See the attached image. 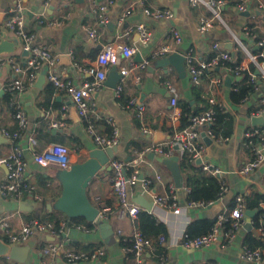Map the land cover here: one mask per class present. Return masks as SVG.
I'll return each mask as SVG.
<instances>
[{
    "label": "crops",
    "instance_id": "1",
    "mask_svg": "<svg viewBox=\"0 0 264 264\" xmlns=\"http://www.w3.org/2000/svg\"><path fill=\"white\" fill-rule=\"evenodd\" d=\"M15 1L0 0V27L7 20L8 9ZM103 1L51 0L45 4V0H22L25 29L34 35L36 44L49 47L56 56L54 66L43 64L32 82H28L25 67L28 54L23 53L18 39L9 31H3L7 40L17 42L15 50L3 54V57L13 55L25 72L16 74L10 65L0 71V84L4 92L0 95V131L16 129L12 109L4 96L8 94L5 86L17 78L25 84V89L16 99L26 112L27 126L17 139L2 136L0 156H6L15 145L19 146L27 164L24 182L35 186L42 199L40 201L34 199L25 190L11 195L0 193V218L5 220L13 233H17L23 223L32 218L54 223L64 221L68 227V248L83 251L102 248L104 251V255L97 260L79 261L74 264H133L127 248L131 245L136 224L129 217L119 219L115 214L118 201L111 183L112 169L97 172L86 187V196L90 203L98 208L99 212L108 209L105 221L111 224L115 232V242L107 245L101 239L95 224L82 223L81 228L76 229L74 222L69 221L57 208L62 193L60 181L62 170L55 165L43 167L37 164L32 154L56 143L69 148L71 166L89 158L90 150L97 148L93 136L87 132L85 123L77 113L75 114L68 95L63 91H57L47 80V75L55 73L64 76L76 85L90 80L91 77L85 69L95 61L101 48L114 43L137 44L138 34L135 26L144 23L152 32L151 40L146 46H140L135 56L122 60L120 65L116 66L119 72L121 66L127 67L128 74L112 78L114 77L112 73H108L100 89L92 94V98L101 117L103 119L110 117L118 130V144L113 158L124 161L129 168L138 170L144 177L159 176V179H153L148 190L143 189L140 183L129 186L130 201L134 203L133 199L138 195L151 201L152 194L165 195L169 191L176 197L178 213L173 212V207L153 205L148 212L138 205L140 210L151 214L157 223L163 224L167 231L166 237L160 236L157 240H150L152 248L146 253V264H264V260L255 263L241 257L248 233L263 242L262 226L252 225L250 230L243 227L236 232L231 242L220 241L197 250L182 246L180 239L193 223L211 221L213 226L218 214L234 207L237 195L244 197L245 211L253 210L246 207V201L253 193L264 195L262 184L264 162L246 176L237 173L238 168L252 158V148L245 143V132L255 128L264 131V123L255 125L252 120V117L257 116L256 111L260 106L258 100L264 93V85L257 88L256 93L247 96L245 101L234 105L229 100V93L233 82L240 77L229 76L227 69L215 67L203 74L198 84H193L185 70V63L184 75L180 74L175 65L161 66L157 63L159 59L173 52L182 56L191 53L195 61L208 60L216 54L212 47L214 43L218 44L219 50L227 51L231 56L238 52L241 55V62H248L249 56L259 51L258 40L264 37V0H251L246 12L237 10L236 4L239 0H223L220 7L223 23L215 21L214 27L204 34L197 30L200 17L211 14L204 4L194 6L189 0H116L106 11L107 22L102 24L98 22L97 6ZM145 8L170 9L173 16L168 19H155L144 13ZM120 18L123 20L118 24ZM245 26L249 29L248 34L244 32ZM89 28L96 29L94 39L88 36ZM173 29L179 32L181 41L178 44L172 43L174 50L165 56L153 57L163 44L170 41ZM62 55L67 56L66 61L68 60L69 64L61 58ZM143 60L147 63L141 68ZM214 75L222 78L220 84L212 83ZM226 77L231 79V86L225 84ZM108 79L113 80V85L109 86ZM165 82H170L178 89V105L175 109L169 105ZM118 86L121 89L116 92ZM210 98H213L216 105L227 114V118L218 123L214 121L210 126V129L214 127L215 135L221 139L205 142L203 162L220 170V177L227 185V192L204 207H187L189 189L184 182L181 188H177L171 173L162 163L148 159L147 155L140 160L138 155L152 143L166 144L177 131L181 130L178 129L182 115L179 105L181 100L190 103L191 111L201 108L202 110L198 111L200 112L210 108L208 102ZM132 99L144 105L143 125L152 131L151 136L142 132L143 126L135 115L134 106L129 104ZM64 104L68 108L62 116ZM60 120L64 122L63 126L51 127L52 122ZM95 130L102 136L110 135V127L103 120L95 123ZM156 132H161L164 139L154 142L153 136ZM31 137L36 140L34 145L30 142ZM192 163L200 166L197 161ZM204 173L211 175L208 172ZM6 176L7 168L2 165L0 183L6 180ZM259 206L264 210L263 202H260ZM261 215L259 223L264 226ZM195 231H198L197 228ZM0 238L8 243L2 231ZM61 239L62 237L58 238L51 234H35L24 244L15 245L21 249L14 257H0V264H67L58 254L43 257L40 252L45 242H57Z\"/></svg>",
    "mask_w": 264,
    "mask_h": 264
},
{
    "label": "built area",
    "instance_id": "2",
    "mask_svg": "<svg viewBox=\"0 0 264 264\" xmlns=\"http://www.w3.org/2000/svg\"><path fill=\"white\" fill-rule=\"evenodd\" d=\"M51 0H45V4H48ZM116 0H104L97 6L99 12V23H106V11L115 3ZM251 0H239L236 4V8L239 12H246ZM191 5L204 4L210 10V16L204 15L200 17L197 30L199 33L204 34L214 27L215 21L223 23L221 17V5L223 0H189ZM144 13L155 19H168L173 16L170 9L159 8H145ZM8 18L4 24L0 27V40L3 31H9L15 39H21V46L24 51L28 53V59L26 61L27 78L28 82H32L36 77L37 71L43 64L47 66H54L56 62V56L53 55L50 48L45 45L35 43V37L29 33L24 27V7L22 0H16L15 3L8 9ZM122 18L119 19L118 24L122 22ZM138 34V43L125 44L114 43L105 45L99 51L95 61L91 63L85 71L90 75L91 79L82 82L79 85L74 84L64 76L49 73L47 80L57 91L65 92L70 101L73 104V108L77 115L85 123L87 132L93 136L94 143L97 148L106 149L112 148L118 144V130L110 117L103 119L101 114L96 110V105L93 101L92 94L97 92L105 81L106 75L109 73L112 67L119 66L122 60H128L135 56L139 52L140 46H146L152 37V32L148 25L144 23H138L135 26ZM244 32L249 33V29L245 26ZM88 36L92 39L96 37V29H87ZM181 41L180 34L177 30L171 31L170 41L163 44L157 52L153 54V57L160 58L165 56L174 50L172 43L178 44ZM259 51L254 55L249 56L248 62H241L236 67V76L241 72L247 71L246 83L257 90L256 78L260 75L264 79V37L260 38L257 42ZM212 47L215 49L216 54L205 61H195L191 53L184 55L185 70L189 76L190 82L198 84L203 74L213 70L215 67H219L221 61H230L232 56L229 52L219 50L217 43H214ZM263 59V61H258ZM146 61H142L141 68L146 66ZM254 63L256 66V74H253L248 70V64ZM10 65L16 74H21L25 70L19 66L13 55L7 57L0 56V71L3 68ZM128 68L121 66L120 74L127 75ZM222 78L218 75H214L212 79L213 84H220ZM165 88L169 94V105L172 108H177L179 92L176 86L170 82H165ZM236 88V87H235ZM25 89V84L20 79H14L11 83L5 86V91L10 95L8 106L12 109V117L16 123V129L14 131H8L2 129L1 135L9 139H17L21 131L27 126V116L22 104L16 99ZM120 86L117 87L116 92H119ZM245 96L242 101H245ZM259 108L256 111V115H264V95L259 97ZM211 105L203 111L190 115L189 124L183 129L177 131L173 138L166 144L152 143L145 147L138 155V158L142 160L148 153H154L160 155L163 158H169L173 155L179 157L185 156L191 162L200 161V168L204 172H208L217 177L219 184V196H222L227 192V185L225 181L220 177V170L218 168L211 167L203 162V155L205 152V138L209 140H220L215 133L210 129V126L215 121V111L213 106L216 105L213 98L208 100ZM134 106V112L136 117L142 124V132L146 135H152V131L144 127V105L137 102L136 99H132L129 102ZM220 108L219 105H217ZM68 106L64 104L62 106V116L65 115ZM99 120H103L104 123L110 127V135L102 136L95 130V123ZM64 125L62 120L52 122L51 127L57 128ZM245 143L252 148L251 160L243 163L237 170V173L243 176L248 175L254 171L261 163L264 162V131L263 129H251L245 132ZM30 142L32 145L36 143V140L31 137ZM34 162L47 167L55 165L61 170H69L70 165V150L67 146L61 144H50L42 151H34L32 154ZM4 165L7 168V176L4 182L0 183V193L2 195L18 194L25 190L30 193L34 199L40 201L42 198L36 191V187L28 185L24 182V172L26 170V162L23 158V153L18 145H15L6 156H0V166ZM109 165L113 171L111 177L112 187L114 188L118 208L115 212L117 218L123 219L129 217L136 223L137 213L139 211L138 205L130 201L129 186L140 183L141 187L145 190L151 186L153 179H159L158 175L153 178L144 177L140 178V172L133 169L129 174L127 173L129 165L122 160L112 158L109 161ZM264 190V179L262 181ZM176 197L172 191L168 194L160 195L157 193L152 194L151 202L155 206L160 207H173V212L178 213L179 209L176 207ZM213 201H187V207H204L211 204ZM108 209H104L99 214L106 220V212ZM264 220V213L261 215ZM246 224L245 214V202L242 195L235 197V205L230 210L217 215L214 225L207 233L189 236L187 232L180 237L181 245L197 250L210 246L216 242H231L236 235V232L243 228ZM76 229H80V225L75 226ZM0 231L4 232L8 244L22 245L35 234H51L62 237L61 241H47L41 247V255L43 257L60 255L61 258L67 264H74L79 261H93L97 260L104 255L102 248H96L92 251H83L78 249H70L67 247L69 241L67 237L68 227L66 222L61 221L58 224L50 221H42L37 218H32L23 223L22 227L17 233H13L9 230L8 224L0 218ZM152 248L150 240L137 228L133 232L131 245L127 248V251L131 254L133 264H146V253ZM241 257L245 260L260 263L264 260V239L262 245L257 248H249L247 246L242 247Z\"/></svg>",
    "mask_w": 264,
    "mask_h": 264
},
{
    "label": "water",
    "instance_id": "3",
    "mask_svg": "<svg viewBox=\"0 0 264 264\" xmlns=\"http://www.w3.org/2000/svg\"><path fill=\"white\" fill-rule=\"evenodd\" d=\"M17 42L21 44L22 40L19 38ZM17 42L7 40L6 33L3 32L2 39L0 40V55L12 53L17 46ZM23 53L26 55L28 54L26 51H23ZM61 58L69 64V61H66V55H62ZM157 63L161 66H167L169 64L175 65L181 75L185 74L183 67L184 56L176 52L162 57ZM111 73L114 76L112 78L122 77L116 67H112L110 69L109 74ZM109 79L107 81L109 82V86H111L113 85V80L110 81ZM225 84L227 86H231V79L229 77L225 78ZM3 93L4 92L0 84V95H3ZM74 112L76 114L75 110ZM252 120L255 125L264 123V117L262 115L252 117ZM0 139H2L1 133ZM163 139L164 136L161 132H156L153 136L154 142H158ZM204 140L206 143H210L211 141L208 138H205ZM116 149V146L106 149L94 148L90 150L89 158L86 161L72 165L69 170H62L60 173L62 193L57 202V208L68 218H84L87 222L95 224L99 230L101 239L107 245L115 242V232L111 224L105 221V219L99 214V209L93 206L88 200L86 196V187L97 172L104 169H111L108 163L109 160L114 157ZM147 158L162 163L171 173L175 186L177 188L182 187L183 176L179 168L178 156L173 155L169 158H163L161 156H155L154 153H148ZM197 163H200V161L198 160ZM139 177L142 178V174H140ZM133 202L148 212H150L153 207L152 202L145 199L142 195L135 197ZM255 213L256 210L245 211L246 224L244 225V229H251V222ZM18 247L19 246L8 244L0 238V257H14V254L19 252L21 249Z\"/></svg>",
    "mask_w": 264,
    "mask_h": 264
},
{
    "label": "trees",
    "instance_id": "4",
    "mask_svg": "<svg viewBox=\"0 0 264 264\" xmlns=\"http://www.w3.org/2000/svg\"><path fill=\"white\" fill-rule=\"evenodd\" d=\"M214 56V54L212 55ZM211 56V57H212ZM230 61H221L219 68L227 69L229 76H236V67L241 62V55L236 52L232 56ZM258 61H263L259 59ZM248 70L253 74H256V66L254 63L248 64ZM239 80L233 82L231 86V91L229 93V100L232 104H239L245 96H249L252 93H256L251 86L246 83L247 71L241 72L239 75ZM256 85L259 88L261 85H264V79L258 75L256 78ZM236 87V88H235ZM261 95H264L261 94ZM260 95V96H261ZM10 98L9 94L4 96L6 103H8ZM3 99V98H2ZM207 104V102H206ZM179 105L182 109L181 123L178 129H182L189 124V117L192 114L197 113L201 108H198L194 111H191V105L189 102L181 100ZM206 107V105L204 106ZM207 108V107H206ZM215 111V122H220L222 119L227 118V114L224 113L217 105L213 106ZM192 112V113H191ZM227 123V122H226ZM214 132V127L211 129ZM170 131V135H171ZM228 134V133H227ZM225 135V134H224ZM179 168L181 173H183V182L184 185L189 189L187 200L193 201H214L219 197V184L216 176L205 174L204 171L197 166L195 163H192L187 157H179ZM132 171L131 168H128L127 173L129 174ZM260 202L264 203V195L261 194H252L251 198L246 201L247 209L256 210L254 217L252 218L253 227L264 228L263 225L259 223V218L261 213H264V210L260 208ZM69 221H73L74 225H80L82 223H88L84 218H68ZM59 222H56L58 224ZM136 228L139 229L149 240H157L160 236L166 237L167 231L163 224L157 223L153 216L145 211L139 209L137 213ZM213 222L203 221L197 222L190 225L187 229V234L189 236H196L200 234L207 233L212 227ZM90 224H88L89 226ZM91 226V225H90ZM89 226V227H90ZM197 228L198 231H195ZM199 228V229H198ZM245 246L253 249L262 245L260 240H256L253 236L248 233L244 240Z\"/></svg>",
    "mask_w": 264,
    "mask_h": 264
}]
</instances>
